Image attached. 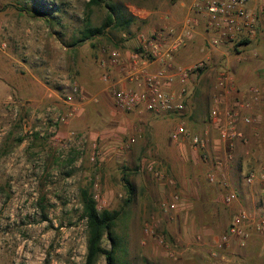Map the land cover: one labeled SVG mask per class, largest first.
I'll list each match as a JSON object with an SVG mask.
<instances>
[{
	"label": "rangeland",
	"instance_id": "rangeland-1",
	"mask_svg": "<svg viewBox=\"0 0 264 264\" xmlns=\"http://www.w3.org/2000/svg\"><path fill=\"white\" fill-rule=\"evenodd\" d=\"M28 1L0 0V264H85L87 224L80 202L85 185L99 210L120 211L115 226L120 264H264V233L256 227L246 247L215 246L213 236L226 231L238 210L225 205L221 186L207 179L221 160L210 161L220 141L210 116L216 73L206 66L192 74V84L204 87L197 93L202 103L188 102L181 117L118 109L101 78L109 50L141 51V42H132L160 29L163 15L191 0H110L119 21L76 44L88 14L94 26L108 21V5L89 12L88 0H42L58 9L49 17L30 11L38 3ZM73 108L72 116L55 121ZM182 120L189 134L175 141L172 131ZM194 135L205 139L204 146L194 145ZM238 170L242 181L248 171ZM195 177L204 182L200 189L214 194L212 209L230 218L205 236L196 230L185 236L180 212L182 182ZM126 178L135 186L133 195ZM174 194L179 203L165 212L163 203ZM193 209L201 210L196 204ZM257 209L264 217V199L251 210ZM206 220L214 222L211 216ZM104 247L112 248L107 237ZM97 264H108L106 256Z\"/></svg>",
	"mask_w": 264,
	"mask_h": 264
},
{
	"label": "built area",
	"instance_id": "built-area-1",
	"mask_svg": "<svg viewBox=\"0 0 264 264\" xmlns=\"http://www.w3.org/2000/svg\"><path fill=\"white\" fill-rule=\"evenodd\" d=\"M250 0H194L192 9L204 14L208 24L214 29L223 30V34L233 37L234 34L249 38L256 35L254 15L249 11ZM195 20L188 18L176 32L173 27L163 26L150 35H141V51L123 52L120 48L108 51L102 60L104 71L102 80L108 85L118 109L155 114H170L181 117L187 109L189 94L188 79L207 66L202 59L183 65L174 60L176 52L187 44L192 37ZM224 28V29H223ZM230 34V35H229ZM211 44L217 46L219 40L213 39ZM160 65L153 67V63ZM115 73V74H113ZM233 75L222 72L212 100L211 120L217 123L220 139L225 147V155L231 159L239 142L245 140L242 125H250L255 121L252 113L255 105L261 101L262 90L258 85H250L243 92L234 84ZM77 90V88H75ZM236 92L234 95L232 92ZM234 95L233 100L228 97ZM72 99V95L69 96ZM72 105V102L70 101ZM76 108L67 115L58 116L55 121H65L72 116ZM189 134L182 120L172 131V138L178 141ZM134 141V139H132ZM192 142L196 146H204L205 139L194 135ZM222 160L214 163L207 179L212 184H218L223 190V203L233 206L239 200V191L232 181L220 174ZM154 166L149 167L153 171ZM158 176L160 173L154 171ZM246 185L261 182V193L264 199V163L260 168H253L243 178ZM172 182V181H171ZM179 194H174L172 201L163 203L165 212L176 208ZM250 227H256L264 233V217L257 216L246 206L238 208L226 231L215 241L217 250L236 242L246 247L250 239ZM148 232L149 229L147 228Z\"/></svg>",
	"mask_w": 264,
	"mask_h": 264
},
{
	"label": "crops",
	"instance_id": "crops-1",
	"mask_svg": "<svg viewBox=\"0 0 264 264\" xmlns=\"http://www.w3.org/2000/svg\"><path fill=\"white\" fill-rule=\"evenodd\" d=\"M193 2L194 0L183 1L178 5L177 11L174 9L173 13H166L161 18L162 27H173L176 32L181 29L183 22L188 18L195 20L193 35L188 40V43L176 52L175 62L188 65L204 59L209 70L216 73L215 89L222 72H229L233 75L234 84L240 90L242 87L246 89L250 85H258L262 90L261 101L255 105L252 111L255 115V121L250 125H242L245 140L239 142L233 157L228 159L225 155V147L221 139L218 147H215L212 155H210V161L211 159L215 161L218 158L223 161V165L219 167L220 172L225 176L227 175L238 188L239 200L233 205L234 208L238 209L241 206H247L249 209H256V206L261 205L263 200L261 182L257 180L253 185H246L243 177L242 181L239 180V175L236 174V171L242 168L244 173L246 171L249 172L253 168H260L264 163V0H250L248 3L249 11L254 15L256 28V35L249 38L240 35L242 33L234 34L233 37H230V34V36L224 35L223 30L214 29L208 24L204 14L192 9ZM155 30L160 29L156 27L154 28ZM216 38L219 40V44L214 46L211 41ZM138 42L140 40L133 41L132 44H139ZM200 55H202L201 58L193 60ZM159 65L158 62L153 63V67ZM191 78L192 75L188 79L190 85H188L187 103L194 101L199 107L202 100L197 93L202 91L204 87L199 88L197 84H192ZM10 88V92L18 91V88ZM232 94L236 95L237 93L233 91ZM232 94L229 98L233 100L234 95ZM240 94L243 95V92ZM193 96L194 99L192 100ZM135 113L144 114L136 111ZM212 167L213 165H211ZM182 185L184 187L182 198L184 205L180 212L183 218L185 236L195 230L199 231L200 235L203 236L220 230L225 224V220L228 221L230 218L227 212L212 209L216 199L209 190H205L203 187L200 189L201 186H204V182L197 177L194 179L185 178ZM218 199L221 200L222 197ZM195 204L201 209L199 212L194 211L193 207ZM210 204H212V207H210ZM256 211L260 213L261 210H253L254 213H257ZM210 216L214 224L206 220ZM229 222L231 221L229 220L226 223L227 226L230 224ZM213 237L216 240L218 239L215 235ZM177 239L181 240L182 237L179 236ZM183 240L189 241L190 239Z\"/></svg>",
	"mask_w": 264,
	"mask_h": 264
},
{
	"label": "trees",
	"instance_id": "trees-1",
	"mask_svg": "<svg viewBox=\"0 0 264 264\" xmlns=\"http://www.w3.org/2000/svg\"><path fill=\"white\" fill-rule=\"evenodd\" d=\"M28 4V0H23ZM38 3L37 6H33L30 11L37 15H49L54 17L55 12L58 11L55 5L52 3L47 4L42 0H34ZM110 0H88L87 9L89 12L95 7L102 5H108L110 12L108 14V21L101 26H94L89 20V14L87 16V24L83 30L82 37L74 41V44L88 40L97 35L103 34L107 25L112 22L119 21V17L115 14L114 7H112ZM29 8V5H26ZM25 7V6H24ZM26 9V7L24 8ZM128 25L131 19L124 21ZM202 71V70H200ZM128 190L131 195L135 193L134 184L126 178ZM80 202L82 204L83 216L86 219L87 224V253L85 264H97V261L101 255H105L108 264H120L117 254V236L115 233L116 222L119 218L120 211L116 209L104 208L98 209V201L95 198L92 188L89 185L80 187ZM108 238L112 244V248L104 247V239Z\"/></svg>",
	"mask_w": 264,
	"mask_h": 264
}]
</instances>
